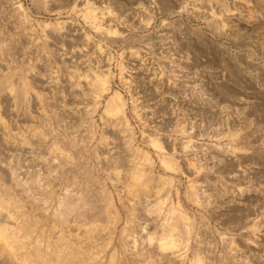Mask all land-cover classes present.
<instances>
[{
  "label": "rangeland",
  "instance_id": "374dc122",
  "mask_svg": "<svg viewBox=\"0 0 264 264\" xmlns=\"http://www.w3.org/2000/svg\"><path fill=\"white\" fill-rule=\"evenodd\" d=\"M239 1L0 0V78L32 88L27 108L0 92V184L45 230L65 197L85 198L68 229L97 221L102 264H264V0ZM92 6L102 29L84 17ZM115 91L131 131L106 113ZM138 149L153 162L142 192L130 189ZM173 205L190 231L179 224L178 248L163 250Z\"/></svg>",
  "mask_w": 264,
  "mask_h": 264
},
{
  "label": "bare ground",
  "instance_id": "6f19581e",
  "mask_svg": "<svg viewBox=\"0 0 264 264\" xmlns=\"http://www.w3.org/2000/svg\"><path fill=\"white\" fill-rule=\"evenodd\" d=\"M240 1H239V3H240ZM19 7L21 8V5ZM225 12H226V10H225ZM84 17L87 19V21H89L91 24H93V26H95L96 29H102L101 20L99 19L98 14H96V9L93 6L87 7L85 9ZM209 17L212 18L214 20V22H217V23L224 21V19H225L222 12H216V11L210 12ZM24 18H25V16H24ZM23 20H25V19H23ZM252 20H254V19H252ZM13 75H14V73L13 74H11V73L4 74L3 73L2 77L0 78V92H2L6 88L9 91L12 99L14 100V104L16 106H18L19 104L20 105L22 104V106L24 105V107L27 108L29 106V97L31 96L30 94L32 92L31 85L25 77L24 78L22 77L23 79L21 80L22 81V83H20L21 85L15 86L16 84L14 85V82L12 83ZM108 76L105 75V77H103L99 74H96V76H94L95 79L92 78L93 82H90V84L96 88L95 89L93 87V90L94 89L98 90V91L100 90L98 93H100V92L104 93L106 91H109L111 88H110V81H109ZM105 110H106V113H108L110 116H112V119L116 125H119V126L122 125L125 131H131V129L129 128L128 119H127V116L125 113V111H126V100L124 99V97L121 95L120 92L115 91L112 93V95L107 100ZM26 112L28 114V110ZM8 127L9 126L6 123V121L0 116V129L1 130L3 129L4 132L6 133L7 130L10 131V128L8 129ZM31 128L32 127H29V129H31ZM127 133H130V132H127ZM131 135H132V133H131ZM131 135L126 134V136L129 137L128 139L126 138L128 142L132 140ZM149 142L155 148L159 149L160 151L163 149V145L160 143L159 140H157L155 138H150ZM130 143H132V142H129L128 144H130ZM131 145L132 144H130V147H131ZM136 153L138 155H140V159L137 161V163H134V164H136L135 167L133 168L134 170L130 171V174H129L130 179H131L130 189H132L136 192H142L144 190H148L149 188H151V184L154 182L152 180V176L150 175V173L146 169V166L151 165L153 162H152V159L150 158L149 154L146 151L138 149L136 151ZM161 161L167 169H176L177 170V168H178L177 167L178 164L174 160L173 157L166 158L164 156V157H162ZM91 180H92V178H91ZM160 181H161V183H160ZM160 181H159L160 184L158 185V187H159L158 192L161 189H163L167 184H169V182L171 180H170V178L160 177ZM156 186H157V184H156ZM9 189L10 188L4 187L3 184L2 185L0 184V259L5 260L4 263L6 262L7 264H100L102 262V261L99 262V260L101 259L100 255L103 254L104 250H102V249L104 247H106L107 245L103 246L100 243L101 241H97L96 237L98 235H96V234H97L98 230H100L97 226V221H94V219H93V221L96 222V224H93V223L90 224L92 226H89V223H88V225H85L83 223L84 220H82V223L80 221L81 224H78L79 226H77V227L80 230H82V232H84V233H81V231L78 233H71V230L68 229V227H69L68 225H72V224H69L71 215L77 216V219H78V217L79 218L82 217L83 214L81 216H79V214L81 213V210L83 208H85V207H83V204H82V201H85V198L84 199L81 198L82 201L80 199H78V201H75L77 199L75 198V200H72V199H74V197L72 198L70 195H69L70 197L68 196V198L65 197L66 199H64V201H62L64 209L62 208L63 210H60V212H58V214L54 213V214H57V217L55 216V220L57 221V223L54 220H51L52 222L48 221L49 222V229L47 228L48 230H45V229H43V226L45 225V222H47V221H45L43 223L44 225L42 226V224L40 225V223L42 221H38L39 220L38 219L39 217L37 216L38 214L36 215L38 218L36 216H34L33 214H32V216L31 215L29 216V213H27L24 210L23 206H21L22 204L19 203V201H18L19 198L18 197L14 198L13 197L14 194L12 196V194H11L12 191L10 192ZM189 192H190L189 195L191 196V197L190 196L189 197L192 198L193 200H196L197 194H196V191H194V188L190 189ZM20 202H22V201H20ZM86 202H87V200H86ZM87 204L88 203H86V206H87ZM91 205H89V206H91ZM158 205H159V209H160L162 207V202H159ZM63 206L61 205V207H63ZM61 207H60V209H61ZM109 208H111V207H109ZM88 209H91V208H88ZM91 210H93V209H91ZM87 211L88 210L86 209V211H83V212H85V214H86ZM109 211L111 212L112 210H109ZM90 215H92V214H90ZM166 215H171L170 217L173 216L172 217L173 221L171 220L172 222H170L167 219L169 217H166V220H168V221L165 223V229H166L165 230L166 231L165 237H163L161 239V242L159 243V247L163 250L178 248V246H179L177 243L178 240H176L177 238L175 239L174 236L178 235V233L180 235V232H182V231L185 233V230H187L188 232L190 231V226H189L190 224L186 222L187 217L184 214V212L178 206H174V205L171 206ZM84 216L86 217V215H84ZM108 216H109V218H111V220L114 219L113 220L114 224H113V221H111V222L113 225H115L116 224L115 221L117 222V220H115V218H117V216L115 214L112 215L111 213ZM85 220L87 221V218ZM98 220L100 221V219H98ZM108 222H109L108 225H110L111 224L110 220ZM82 224H84V225L81 226ZM179 224L180 225L183 224V226L185 224L186 229L183 227L184 230H182V231L179 230L180 232H178L177 226H180ZM57 225H59L62 228H59V230H56ZM106 226H107V224H106ZM44 228H45V226H44ZM68 230L70 231L69 233L67 232ZM111 231H113V230H111ZM111 231L109 228V232H111ZM125 231H126V229L123 231L122 236H121V239H122L121 241H123L122 242L123 247L125 246V243H126V240L128 237V236L126 237ZM176 231L178 232L177 234L174 233ZM109 234H111V233H108V235ZM108 238L109 239H107V240L108 241L110 240L109 243H111V240H112L111 235ZM178 238H179V236H178ZM151 239H152V237H150V240ZM115 258L114 257H111V259L109 258L110 260H109L108 264H117L116 263L117 260ZM102 259H104V258H102Z\"/></svg>",
  "mask_w": 264,
  "mask_h": 264
}]
</instances>
